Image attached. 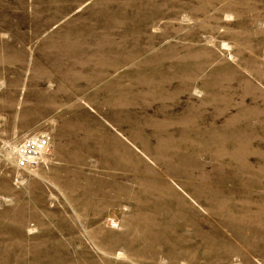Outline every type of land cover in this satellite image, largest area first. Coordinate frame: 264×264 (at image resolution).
Here are the masks:
<instances>
[{
    "label": "rangeland",
    "instance_id": "1",
    "mask_svg": "<svg viewBox=\"0 0 264 264\" xmlns=\"http://www.w3.org/2000/svg\"><path fill=\"white\" fill-rule=\"evenodd\" d=\"M0 264H264V0H0Z\"/></svg>",
    "mask_w": 264,
    "mask_h": 264
},
{
    "label": "built area",
    "instance_id": "2",
    "mask_svg": "<svg viewBox=\"0 0 264 264\" xmlns=\"http://www.w3.org/2000/svg\"><path fill=\"white\" fill-rule=\"evenodd\" d=\"M50 141L46 135L26 136L12 152V159L17 170L36 169L41 159L49 153Z\"/></svg>",
    "mask_w": 264,
    "mask_h": 264
},
{
    "label": "bare ground",
    "instance_id": "3",
    "mask_svg": "<svg viewBox=\"0 0 264 264\" xmlns=\"http://www.w3.org/2000/svg\"><path fill=\"white\" fill-rule=\"evenodd\" d=\"M180 207V206H179ZM179 239V238H178ZM194 256H195V254H194ZM191 257V256H190ZM178 260V259H177ZM224 262V261H223Z\"/></svg>",
    "mask_w": 264,
    "mask_h": 264
}]
</instances>
